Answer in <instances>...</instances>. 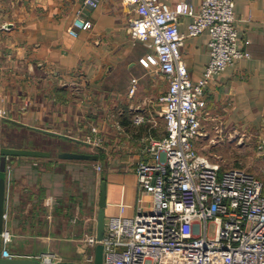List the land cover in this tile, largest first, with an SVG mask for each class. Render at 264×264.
I'll return each instance as SVG.
<instances>
[{
    "label": "crops",
    "instance_id": "crops-1",
    "mask_svg": "<svg viewBox=\"0 0 264 264\" xmlns=\"http://www.w3.org/2000/svg\"><path fill=\"white\" fill-rule=\"evenodd\" d=\"M163 1L173 7L181 0ZM79 11L91 26L72 35ZM235 13L240 45L250 56L210 81L201 138L252 142L264 135V0H237ZM135 17L124 0H100L96 7L83 0H0V107L10 115L5 120L60 135L50 129L70 127L77 142L101 144L93 161L9 158L5 229L14 256L52 251L58 260H84L78 256L90 246L89 229L97 233L103 180L108 216L123 201L127 213L138 211L136 169L141 159H151L152 139L166 135L160 96L169 82L156 64L142 62L155 49L134 34ZM191 21L183 15L180 30L188 33ZM208 40L207 32L184 39L183 58L195 80L210 59ZM96 99L104 109L112 103L114 112H97ZM138 115L144 117L139 123Z\"/></svg>",
    "mask_w": 264,
    "mask_h": 264
},
{
    "label": "built area",
    "instance_id": "built-area-1",
    "mask_svg": "<svg viewBox=\"0 0 264 264\" xmlns=\"http://www.w3.org/2000/svg\"><path fill=\"white\" fill-rule=\"evenodd\" d=\"M124 1L136 12L134 34L155 49L142 62L156 64L169 82L160 96L167 131L147 147L151 159L137 165L138 211L129 214V204L119 203V212L106 219L104 238L87 233L85 240L95 247L104 243V264H264V171L261 176L242 167L224 169L195 146L205 135L210 81L238 58L250 56L240 45L237 0H202L200 7L192 0L173 7L163 0ZM83 2L96 7L100 0ZM183 15L192 16L188 33L179 27ZM90 26L79 11L69 32L77 35L78 28ZM204 32L209 34L210 59L195 80L182 46L186 36ZM7 114L0 107V116ZM143 119L138 115L136 122ZM258 148L264 155V136ZM1 236L3 256H14L7 247L10 231ZM37 258L45 264L59 261L52 251ZM94 258L92 253L83 261Z\"/></svg>",
    "mask_w": 264,
    "mask_h": 264
},
{
    "label": "rangeland",
    "instance_id": "rangeland-1",
    "mask_svg": "<svg viewBox=\"0 0 264 264\" xmlns=\"http://www.w3.org/2000/svg\"><path fill=\"white\" fill-rule=\"evenodd\" d=\"M68 98V97H67ZM96 111L100 114H104L106 111L107 113L114 112V106L111 103L110 107L106 105V109H104L103 105H99L100 100L96 99ZM10 117L9 113L6 117L0 116V149L2 146H22V147H40L49 149L52 151V157L54 159L59 160V153L63 152L67 149L77 150L79 152H86L88 154L98 153L101 151L100 143L92 140V143H80L77 142L76 139L73 137L76 136L75 131L72 132L73 128H59L55 127L54 129L57 132H60L61 135L68 134L66 136H61L60 134H51L46 133L38 128L31 127L24 124H16L12 121L5 120V118ZM19 121V120H18ZM21 122V121H20ZM50 134V135H49ZM261 134V133H260ZM264 135L254 136L252 142H248V140L240 142L238 140H233L231 142L224 141L222 142L215 138V139H207V138H199L197 139L199 142L197 143V147L201 150L200 152L203 154L208 155L212 160L217 161L221 164L222 168H231V167H242L255 174H262L264 171V158L260 155L259 141L262 139ZM77 137V136H76ZM196 140V141H197ZM94 141V142H93ZM248 142V144H247ZM1 157V153H0ZM10 161L14 157H22V156H10ZM25 157V156H24ZM30 157V156H27ZM30 158H39V157H30ZM95 158L93 155L90 158H79L78 160L84 159H92ZM8 163L9 159H4L3 165L1 167V172L4 174L8 171ZM91 164V163H90ZM1 166V163H0ZM68 218L71 215V211ZM108 218V214L106 215V219ZM211 235L214 234L215 225L211 224ZM89 233H93V229H89ZM86 236V235H85ZM86 249L82 252V255L78 256L81 259L88 257L89 254L95 253V246L89 244ZM84 253V254H83ZM45 264V263H43Z\"/></svg>",
    "mask_w": 264,
    "mask_h": 264
},
{
    "label": "water",
    "instance_id": "water-1",
    "mask_svg": "<svg viewBox=\"0 0 264 264\" xmlns=\"http://www.w3.org/2000/svg\"><path fill=\"white\" fill-rule=\"evenodd\" d=\"M18 124H23L18 120L8 118ZM1 153V167L4 159H9L10 156H30V157H50L52 151L44 148L37 147H20V146H2ZM60 158H90L91 155L86 152L79 151H63L59 153ZM6 200H7V177L6 175L0 177V264H42L41 260L35 257H20L3 256L2 251V236L1 234L5 230L6 219ZM108 206L107 200V181L103 180L101 185V192L99 197V211L97 214V235L98 239L102 240L106 231V208ZM105 245L100 242L95 247L94 261L88 262L83 260H59L57 264H104Z\"/></svg>",
    "mask_w": 264,
    "mask_h": 264
},
{
    "label": "trees",
    "instance_id": "trees-1",
    "mask_svg": "<svg viewBox=\"0 0 264 264\" xmlns=\"http://www.w3.org/2000/svg\"><path fill=\"white\" fill-rule=\"evenodd\" d=\"M14 123V122H13ZM16 123V122H15ZM17 124V123H16ZM51 134H54V133H51ZM50 135V134H49ZM33 147H35V146H33ZM37 148H40V147H37ZM5 174L3 173V172H1V176H4ZM0 176V177H1Z\"/></svg>",
    "mask_w": 264,
    "mask_h": 264
}]
</instances>
